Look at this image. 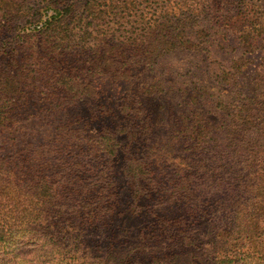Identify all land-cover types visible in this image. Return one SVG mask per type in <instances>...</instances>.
Returning a JSON list of instances; mask_svg holds the SVG:
<instances>
[{
	"label": "rangeland",
	"instance_id": "rangeland-1",
	"mask_svg": "<svg viewBox=\"0 0 264 264\" xmlns=\"http://www.w3.org/2000/svg\"><path fill=\"white\" fill-rule=\"evenodd\" d=\"M255 23L264 0H0V160L29 143L34 187L0 264H264V140L244 133L246 161L222 127L242 98L264 127ZM147 32L196 46L142 69ZM102 135L114 152L98 159ZM237 170L234 207L221 186Z\"/></svg>",
	"mask_w": 264,
	"mask_h": 264
},
{
	"label": "trees",
	"instance_id": "trees-1",
	"mask_svg": "<svg viewBox=\"0 0 264 264\" xmlns=\"http://www.w3.org/2000/svg\"><path fill=\"white\" fill-rule=\"evenodd\" d=\"M257 22V21H256ZM227 24V23H226ZM232 24H227L225 26L230 27ZM255 27L254 30H256V36L260 37L262 33L264 34V28H257L258 24H254ZM252 36L251 29L244 32V35ZM183 34V33H182ZM184 35V34H183ZM244 35L240 36V39L245 37ZM146 38L139 41V45L142 46V48H149L153 53L148 55L147 57H144L143 60V67H149L150 64L154 63L157 59V56L160 54L170 52L175 49H191L194 48L196 45L193 42L188 41L187 39H184L182 36H176L173 35V39H167L163 40L162 37L160 38H154L153 34L150 32L146 33ZM177 37V39H176ZM247 41V48L248 50H253L252 47H257L260 45H256L254 41V36L249 41L248 39H245ZM264 46V45H262ZM160 52V53H159ZM159 53V54H158ZM157 54V55H155ZM104 57V55H102ZM105 58V57H104ZM125 61L121 62V65H123ZM239 65L236 70V72L226 73L227 80H232L234 77L233 74L239 73ZM256 82L252 84L251 88L254 89L256 92H258L261 96H264V81L261 79V76H258V78L255 80ZM252 83V82H251ZM243 88H247L243 86ZM65 97V96H64ZM241 98V97H239ZM243 99H247V101H243ZM255 103L252 101H249L248 98H242L240 100V103H234L231 104L230 107H228L227 103L223 104V113L225 116H227L226 122L222 121V127L225 129L227 137H228V148L229 152H231L234 155V152H238V157L241 156V154L245 152V159L250 160V152H247L249 147L251 146V140H246L244 133L248 131L250 128H254V138H253V146L259 144L260 141L264 140V127L263 125L257 126L254 124V110ZM261 111L264 110V98L261 102L260 106ZM255 125V126H254ZM102 133H106L105 131H102ZM111 138L110 136L99 137V141H104L102 143L97 144L95 154L96 158H104L103 153H113V145L112 142L109 140ZM12 140H16V138H12ZM133 143V142H129ZM46 146L47 144H40V146ZM103 149H101V148ZM99 148V149H98ZM256 148V147H255ZM98 149V150H97ZM105 149V151H104ZM30 150V144L26 143L24 146L20 147L18 150L11 151L10 154L8 153L6 157H2L0 160V207L3 208L4 211H6L8 214L6 216L0 215V245L4 244L9 241V239L13 236L10 228L12 226L17 225L18 222H21L20 219V213L23 212L26 208H28L27 203V192L28 189L33 188L32 184H29L27 177L29 176L31 170L28 166V162L26 160V155L29 153ZM99 154V155H97ZM106 163L105 160L102 161L100 168H108L104 167V164ZM75 165V163H74ZM81 165V164H80ZM88 165V163H87ZM92 166H95V164L92 163ZM110 168V167H109ZM250 169V168H245ZM238 175L233 178V181L224 183L222 187L223 191L227 193L229 197H232V199L228 198V201L232 202L235 207V200L236 197L237 201L242 200V195L245 194L247 185L250 183L248 182L246 175L240 174V170H237L236 173ZM102 179V178H101ZM45 180L40 183L38 190L41 193H54L55 189L52 187V185L47 181V183L44 185ZM59 186V185H58ZM262 188V186H260ZM237 189V191H236ZM222 191V192H223ZM253 191V190H252ZM252 191H248L249 193H252ZM247 193V192H246ZM33 204H42L41 201H35ZM51 205H56V202L49 203ZM213 208V207H212ZM225 208H229V205H227L226 202L221 203V209L225 210ZM100 209L103 211L102 214H105V216H110L112 214V207L109 208L110 211H107L106 206H101ZM219 209V208H218ZM219 210V211H220ZM82 215V214H81ZM79 215V216H81ZM86 223V222H85Z\"/></svg>",
	"mask_w": 264,
	"mask_h": 264
}]
</instances>
